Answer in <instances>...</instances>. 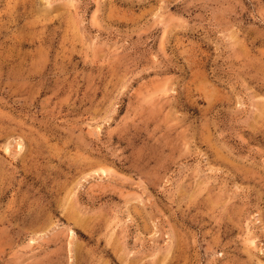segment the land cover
<instances>
[{
    "label": "rangeland",
    "instance_id": "obj_1",
    "mask_svg": "<svg viewBox=\"0 0 264 264\" xmlns=\"http://www.w3.org/2000/svg\"><path fill=\"white\" fill-rule=\"evenodd\" d=\"M0 264H264V0H0Z\"/></svg>",
    "mask_w": 264,
    "mask_h": 264
},
{
    "label": "bare ground",
    "instance_id": "obj_2",
    "mask_svg": "<svg viewBox=\"0 0 264 264\" xmlns=\"http://www.w3.org/2000/svg\"><path fill=\"white\" fill-rule=\"evenodd\" d=\"M78 218H79V217H78ZM78 218H77V219H78ZM75 221H76V220H75ZM79 223H80V220H79Z\"/></svg>",
    "mask_w": 264,
    "mask_h": 264
}]
</instances>
